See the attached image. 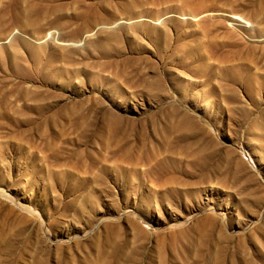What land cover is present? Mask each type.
Masks as SVG:
<instances>
[{"label": "rangeland", "instance_id": "374dc122", "mask_svg": "<svg viewBox=\"0 0 264 264\" xmlns=\"http://www.w3.org/2000/svg\"><path fill=\"white\" fill-rule=\"evenodd\" d=\"M0 188V264H264V0H0Z\"/></svg>", "mask_w": 264, "mask_h": 264}, {"label": "bare ground", "instance_id": "6f19581e", "mask_svg": "<svg viewBox=\"0 0 264 264\" xmlns=\"http://www.w3.org/2000/svg\"><path fill=\"white\" fill-rule=\"evenodd\" d=\"M2 190H3V191H2ZM0 194H3L4 197H5V199L10 198V200H12V201L14 200L12 197L9 196V194L6 193V191H5L4 189H1V188H0ZM22 207H23L24 209H28V210L30 209V208H27L26 206H22ZM211 211H212V210H211ZM142 221L148 224V221H147L146 219H143Z\"/></svg>", "mask_w": 264, "mask_h": 264}]
</instances>
